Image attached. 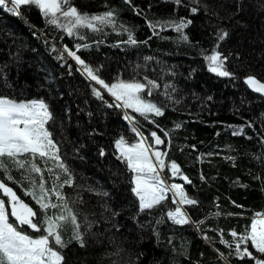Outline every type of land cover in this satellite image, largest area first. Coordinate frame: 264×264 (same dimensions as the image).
Returning <instances> with one entry per match:
<instances>
[{
  "label": "trees",
  "instance_id": "16d2710c",
  "mask_svg": "<svg viewBox=\"0 0 264 264\" xmlns=\"http://www.w3.org/2000/svg\"><path fill=\"white\" fill-rule=\"evenodd\" d=\"M72 3L88 13L117 10L116 27L104 24L99 31L84 27L80 35H69L48 23L34 4L21 5L19 14L0 6V95L18 100L43 98L49 105L54 118L47 126L60 144L62 158L74 170V184L83 186L65 185L64 191L72 199L79 194L81 221L85 213L95 221L87 230L86 245L73 239L63 249L62 264H255L251 257L230 255L235 245L230 248L223 240L232 242L231 229L243 232L255 213L264 212V96L245 80L252 74L264 82V0ZM193 7L196 12L191 11ZM181 17L191 23L179 31L148 23L179 22ZM122 24L133 31L136 43H129L127 31L119 30ZM220 29L228 34L217 50L227 57L225 68L232 76L212 72L205 58L217 47ZM184 34L188 39H182ZM77 44L86 46L76 48ZM65 45L109 83L118 79L146 83L145 77L157 82L150 94L143 90L145 98L165 106L163 114H152L157 124L134 109L127 111L137 117L151 142V130L161 135L165 159L180 165L182 175L172 177L170 168L165 175L198 201L183 205L192 220L181 225L167 217L168 208L176 206L171 193L166 203L140 210L139 199L131 191L130 172L115 154L114 145L121 134L129 140L138 137L124 119L125 110L98 82H89ZM61 51L64 59L57 58ZM92 84L101 88L103 99L93 94ZM21 159L30 162L23 154ZM36 163L49 187L55 172H61V182L66 178L51 160L45 165L37 155ZM9 166L16 180L24 179V168L12 167L11 162ZM32 175L39 180V173ZM0 178L24 198L23 189L7 180L3 169ZM88 185L103 191H90ZM27 199L39 207L30 196ZM52 199H56L54 194ZM193 221L201 223L197 226ZM71 234L69 223L64 239L69 240ZM117 248L118 256L105 255ZM250 250L255 251L254 247Z\"/></svg>",
  "mask_w": 264,
  "mask_h": 264
},
{
  "label": "snow or ice",
  "instance_id": "6c2138e0",
  "mask_svg": "<svg viewBox=\"0 0 264 264\" xmlns=\"http://www.w3.org/2000/svg\"><path fill=\"white\" fill-rule=\"evenodd\" d=\"M180 2L181 0H176L177 4ZM32 4L39 7L48 23L57 25L69 35H80L79 30L84 27L99 31L101 25L108 24L116 27L117 24V10L88 13L79 9L72 0H0V6L17 14L20 13L21 5ZM191 11L196 12L197 8L193 7ZM148 23L153 28L162 25L174 27L179 31L186 26V23H191V20L181 17L179 22L168 20L148 21ZM119 30L127 31L129 43H136L134 33L128 25H120ZM227 34L224 29L218 30L217 47H213L211 53L205 56L211 71L222 76L234 75L225 68L224 60L227 57L222 56V53L217 50L220 41ZM182 39H188L187 34H184ZM85 46L77 44L76 48ZM52 47L55 49L56 45L53 44ZM64 47L67 49L68 56L74 57L81 66V71L88 77L89 82H98V85L107 89L116 99V104L125 110L124 119L129 121L131 131L138 137L129 140L121 134L115 139L114 145L115 154L125 162L130 172L131 191L139 199L140 210L152 209L162 202L166 203V197L171 192L176 206L168 208L167 217L181 225L192 220L183 205L197 204L198 201L188 195L182 184L175 181L169 183L165 175L167 168H170L172 177L182 175L180 165L174 159L166 160L167 153L156 146L164 143L161 135L151 130V137L155 141L152 143L141 131L137 117L127 111L130 108L134 109L144 119L157 124L152 114L156 116L163 114L165 106L143 95V90L147 89L150 94L152 88L158 87L157 82L145 77L146 83L138 79H118L109 83L102 78L98 69L88 64L76 51L67 45ZM57 58L64 59V51H61ZM245 80L256 91L264 93V82L255 75L249 74ZM92 90L95 96L104 98L97 84H92ZM167 95L168 93L165 92V96ZM105 102L108 103V101ZM53 118V113L43 98L18 100L7 95H0V169H3L7 180L15 181L20 185L24 197L22 198L17 189L10 186L4 178H0V193H2L0 194V264H62L66 259L63 249L73 239L81 246L86 245L87 230H90L95 223L88 219L87 213L81 221L77 210V205L82 203L79 194L77 193L76 198L72 199L64 191L65 185L83 186L74 184V170L62 158L60 144L53 138L47 126L48 121ZM175 127L179 128L180 124H176ZM166 134L170 135L167 130ZM104 152L105 149L101 148V155ZM22 154L29 157L30 162L28 159H21ZM37 155L45 162V165L50 160L53 165H58L63 174H66V178L61 182V172H55V179L49 187L45 182L43 169L36 163ZM9 162L12 167L25 169L22 173L23 180H16L12 175ZM52 172L53 169L49 168V173ZM32 173H39V180ZM183 179L189 181L187 175H183ZM24 180H27V186L24 185ZM87 187L90 191H103L91 185ZM53 194L56 197L55 201L52 199ZM103 194L107 195L106 192ZM29 196L39 206L38 208L28 201ZM104 206L109 207L107 204ZM49 208L52 209L51 214H49ZM69 223L72 225V234L69 240H65L63 230ZM193 223L199 226L201 221H193ZM230 231L233 241L223 240V243L230 248L233 243L235 245V251L229 253L230 255L251 257L255 260V264H264V212L255 213L250 225H246L243 232L238 233L235 229ZM205 238H208L206 234ZM250 247H254L255 251L250 250ZM216 250L220 252L219 249ZM119 253L120 249L117 248L115 252H106L105 255L118 256ZM220 255L227 259L225 253L220 252ZM113 264L117 262L113 261Z\"/></svg>",
  "mask_w": 264,
  "mask_h": 264
},
{
  "label": "rangeland",
  "instance_id": "374dc122",
  "mask_svg": "<svg viewBox=\"0 0 264 264\" xmlns=\"http://www.w3.org/2000/svg\"><path fill=\"white\" fill-rule=\"evenodd\" d=\"M103 89H104V88H103ZM104 90H105V91H106V92H107V93H108V94H109V95H110V96L116 101V99L111 95V93H109V92L107 91V89H104ZM121 103H122V101H121ZM152 143H154V139L152 140ZM156 146L159 147V148H161L162 151H164L163 148L161 147V144H160V145H156ZM172 181H175V180H171V179L169 180V179H168V182H169V183L172 182ZM176 183H179V182H176ZM177 199H178V197H177Z\"/></svg>",
  "mask_w": 264,
  "mask_h": 264
},
{
  "label": "water",
  "instance_id": "95a60500",
  "mask_svg": "<svg viewBox=\"0 0 264 264\" xmlns=\"http://www.w3.org/2000/svg\"><path fill=\"white\" fill-rule=\"evenodd\" d=\"M106 92V91H105ZM261 95H263L264 96V93H261ZM155 142V141H154Z\"/></svg>",
  "mask_w": 264,
  "mask_h": 264
}]
</instances>
